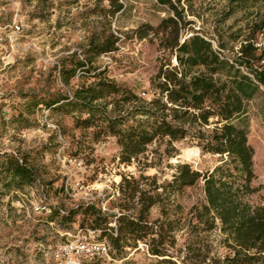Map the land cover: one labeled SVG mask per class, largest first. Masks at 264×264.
<instances>
[{"label":"rangeland","instance_id":"374dc122","mask_svg":"<svg viewBox=\"0 0 264 264\" xmlns=\"http://www.w3.org/2000/svg\"><path fill=\"white\" fill-rule=\"evenodd\" d=\"M118 2L122 6L114 11L108 0H0V22H7L17 11L23 23L18 44L0 51V264H57L52 256L56 246L74 239L79 229L87 235L94 230L93 216L79 212L72 221H62L60 216L52 218L51 211H36L38 204L67 211L89 200L104 202L108 210L102 212L113 225L123 203L122 177L140 180L141 187L148 189L154 181L141 176L155 175L156 183H165L177 162H188L199 171L222 163L219 155L202 153L188 140L168 144L166 139L155 140L145 155L129 164L121 163L116 137L102 122L78 127L76 119L86 117L85 113L63 108L62 101L48 105L98 78L128 87L147 101L153 97L150 78L163 50L151 32L139 38L134 29L143 23L156 26L168 11L156 0ZM180 7L186 21L180 39L197 32L214 47L221 45L222 53L233 60L241 42L261 35L258 23L264 0H180ZM110 34L117 38L114 50L99 55L87 52L91 41L100 43ZM76 61H83L84 67L75 68ZM257 67L264 64L252 58L249 69L243 66L242 70L254 74ZM112 97L99 103L104 105ZM112 108L107 104V111ZM245 121L248 142L254 148L252 185L260 188L251 197L256 202L264 198V86L247 102ZM5 154L24 160L38 180L28 184L10 175ZM70 157L81 158L84 166L74 167L65 160ZM69 175L67 192L64 185ZM168 197L170 217L179 225L174 251L184 254L188 241L201 240L218 255L227 253L218 228L201 232L199 238L189 232L190 208L204 200L202 182ZM128 207L132 214L138 209L135 200ZM159 216L160 206L155 205L149 219ZM99 233L95 230L91 237L98 239ZM112 258L104 264L156 263L143 241L126 246ZM91 262L84 259V264Z\"/></svg>","mask_w":264,"mask_h":264},{"label":"trees","instance_id":"16d2710c","mask_svg":"<svg viewBox=\"0 0 264 264\" xmlns=\"http://www.w3.org/2000/svg\"><path fill=\"white\" fill-rule=\"evenodd\" d=\"M108 1L110 8L120 10L118 0ZM156 1L168 14L156 26L143 23L134 29L139 38L151 32L163 50L160 64L150 78L154 91L150 100L142 99L128 87L98 78L75 89L71 96L59 95L48 105L62 101L63 108L85 113L86 117L76 119L78 127L102 122L105 130L116 137L121 163L129 164L145 155L148 145L157 139H166L168 144L188 140L202 153L219 155L222 163L212 170L199 171L188 162H177L172 178L165 183H156L155 175L141 176V180L154 181L148 189L141 187L140 180L122 177L119 188L123 203L115 215V227L98 203L78 204L67 211L51 209V217L72 221L79 212L93 216L91 226L100 230L98 239L108 243L111 260L126 246L143 241L148 253L156 258L154 264H264V198L251 200L260 188L252 185L254 148L248 142L245 121L247 102L259 86H264V67H257L254 74L242 70L243 66L249 69L252 58L261 63L262 56L254 45L257 37L241 42L237 60H233L222 53L221 45L214 47L211 40L197 32L181 40L186 21L180 0ZM262 29L264 7L258 32ZM116 40L110 34L100 43L91 41L87 52L99 55L114 50ZM84 65L83 61L74 63L75 68ZM110 96L113 97L108 103H99ZM107 104L113 106L110 111L106 110ZM5 156L6 171L14 178L28 184L38 180L24 160ZM200 182L204 200L190 208L189 232L199 238L201 232L218 228L228 250L224 255H218L201 240L188 241L184 254L174 251L179 225L170 217L168 195ZM134 200L138 209L132 214L128 204ZM155 205L160 206L161 216L150 220V209ZM91 260V264L105 262L101 258Z\"/></svg>","mask_w":264,"mask_h":264},{"label":"built area","instance_id":"2783aa9c","mask_svg":"<svg viewBox=\"0 0 264 264\" xmlns=\"http://www.w3.org/2000/svg\"><path fill=\"white\" fill-rule=\"evenodd\" d=\"M23 31L22 19L16 11L11 19L5 23L0 22V51L7 50L18 44V40ZM264 29H262L261 35L254 41V45L258 54L262 56L261 63L264 64ZM175 62V59H174ZM67 160L68 163L73 164L74 167L82 168L84 162L81 158L70 157ZM70 175L65 181L64 189L68 192V182ZM79 182H76L78 185ZM94 203L89 200L86 204ZM102 211L108 210L104 202H100ZM38 212H49L51 208L46 204H38L34 207ZM115 227V223H113ZM87 235L83 229H79L77 234L74 235V239L56 246L52 251V256L57 264H84V259L101 258L104 261L111 260L109 255V245L105 240H99L91 237V234L95 230H88Z\"/></svg>","mask_w":264,"mask_h":264}]
</instances>
